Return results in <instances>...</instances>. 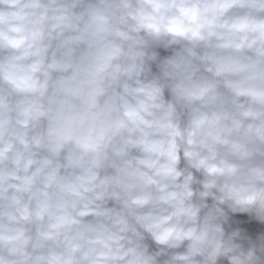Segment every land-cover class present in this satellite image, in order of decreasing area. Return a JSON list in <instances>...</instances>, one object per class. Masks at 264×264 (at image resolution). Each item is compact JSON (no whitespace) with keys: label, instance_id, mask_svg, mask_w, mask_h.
Masks as SVG:
<instances>
[{"label":"clouds","instance_id":"9594fccd","mask_svg":"<svg viewBox=\"0 0 264 264\" xmlns=\"http://www.w3.org/2000/svg\"><path fill=\"white\" fill-rule=\"evenodd\" d=\"M0 264H264V0H0Z\"/></svg>","mask_w":264,"mask_h":264}]
</instances>
